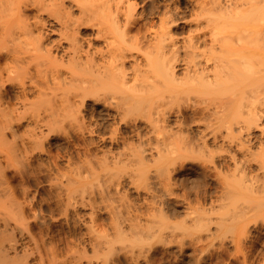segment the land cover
Segmentation results:
<instances>
[{"label":"rangeland","instance_id":"1","mask_svg":"<svg viewBox=\"0 0 264 264\" xmlns=\"http://www.w3.org/2000/svg\"><path fill=\"white\" fill-rule=\"evenodd\" d=\"M225 1L122 0L116 17L108 12L111 0H78L105 20L111 48L124 54L119 67L130 79L134 66L146 67V57L156 66L157 41L170 37L183 45L199 37L198 47L211 49L209 33L216 26L210 18L219 17L212 19L217 24L220 16L228 18L232 10ZM242 7L244 12L248 5ZM73 11L78 15L77 8ZM164 29L168 38L162 40ZM91 31L83 28L81 36ZM104 42L92 39L93 46L107 48ZM184 51L173 55L182 60ZM181 60L175 75L185 84L179 81L182 93L166 104L165 118L149 114L156 92L149 95L152 103L147 97L150 103L141 99L129 113L117 114L128 95L121 86L92 91L78 114L44 113L54 101L33 88L26 114H0L2 145L17 159L3 165L4 173L25 200L30 225L47 249L54 246L57 259L68 250H85L83 264H264V114L257 115L251 135L241 132L248 148L241 151L222 138L226 132L212 114L213 87L185 78ZM262 61L264 72V53ZM72 68L78 76L89 73L84 66ZM14 81L7 85L10 96L19 90ZM258 85L263 92L264 78ZM67 90L72 98V88ZM133 90L143 92L139 86ZM251 99V104L260 102ZM238 131L235 127L233 136Z\"/></svg>","mask_w":264,"mask_h":264},{"label":"bare ground","instance_id":"2","mask_svg":"<svg viewBox=\"0 0 264 264\" xmlns=\"http://www.w3.org/2000/svg\"><path fill=\"white\" fill-rule=\"evenodd\" d=\"M111 1L113 6L112 9L109 7L108 12L110 14L115 12L117 17L121 13L122 0ZM226 1L234 14L228 9L229 7H225L224 13L226 14L229 10L233 15L228 12V18L220 16L221 22L219 20L218 24L217 19H212H219V17L208 16L212 23L216 22L212 24L209 21L210 26L211 24L212 27L216 26L214 32L211 30L212 27L209 28L212 34L211 36L209 33L211 49L209 44L206 46L211 51L201 50V46L198 47L199 37H196L197 39L188 37L187 43L178 45L170 37L165 36L168 32L164 29L160 38L162 37V40L168 38V40L155 43L159 55L156 66H151L146 57V67L140 68L138 65L133 67L134 75L130 82L131 79L127 78V74L119 67L124 57L122 48H117L118 50L116 46L111 48L112 41L109 38L105 20L84 8L82 4L80 6L78 0H70L68 5L65 4V0H0V114H26L28 94L33 88L38 89V96L45 95L54 101V104L49 110H44V113L74 112L78 114L80 106L92 91L108 90V86H121L125 88L124 92L128 90V95L127 93H123L126 96L121 95L126 100L124 104H121L123 100L120 99L119 103L123 109L120 107L121 111L117 110V114L129 113L130 108L139 104L138 101L143 102L148 97L151 101L147 99L144 102L152 103L155 100L153 105L149 106V109L151 108L149 114H163L165 118V114H169L166 104L173 99L172 97L178 96L182 91L181 86L185 84L182 82V77L180 81L175 75V68L181 59L178 60L179 56L173 55L182 49L188 50V53L184 51V57L180 63L183 66L185 78L198 80L204 86L213 87L216 98L212 114L216 115L220 121L219 125L226 132L222 138L231 139L230 142H235L244 152L248 148L241 137V132L244 130L251 135L250 130L258 126L257 115L264 114V91L262 92L258 85L264 78V72H262L264 2L260 4L259 1L251 3L245 0L250 3L243 2L246 6L248 5L243 12L241 11L242 0ZM75 8L78 10V15L73 11ZM236 9L237 12H235ZM116 17L112 16L115 26L119 23ZM256 20L259 21L256 22ZM86 27L92 29L89 37L81 36V29ZM206 27L208 29V25ZM92 39H103L107 48L93 46ZM191 40H196V43ZM167 53L170 54L166 55ZM208 65L211 66L208 67ZM72 66L78 68L84 66L89 73L85 72V77L78 76L73 72L74 68L72 71L68 70ZM13 81L17 82L19 90L12 95L15 101L11 102L13 98L10 99L12 96L8 92L7 85L12 84ZM179 81L184 84L182 85ZM135 86H139L143 92L140 93L137 90L134 92ZM69 88H72L73 92L72 96L70 95L74 98L72 102H70L72 98H69L66 93ZM187 88L190 89V87ZM129 89L134 93L129 92ZM188 89L187 91L184 89L183 92H188ZM154 92L157 93V99L153 100L151 97L155 95ZM100 95L98 96L101 97ZM99 97L94 98L97 100V98L100 99ZM250 98L260 101L259 104H251ZM120 104L117 103V105ZM207 105L206 110L209 108ZM260 105L262 108H259ZM235 127L239 128V135L233 136ZM260 130L263 131V128ZM4 136L0 131V264H83L81 261L86 254L85 250L81 253L68 252L70 251L68 250L64 252L62 259H57L59 256L57 257L58 253L54 246L47 249L42 236L40 237L39 232L30 225L25 214V200L23 201L15 194L14 186L4 173L3 165L6 163L9 165L10 162L17 160H15L16 157L15 161L11 157L13 156L10 151L12 148L2 145ZM26 141L28 142V139ZM17 154L19 155L18 152ZM4 161L5 163H2ZM32 220H36L35 215L32 216Z\"/></svg>","mask_w":264,"mask_h":264}]
</instances>
